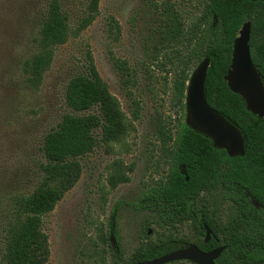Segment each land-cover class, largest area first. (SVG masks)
<instances>
[{
  "label": "trees",
  "instance_id": "trees-1",
  "mask_svg": "<svg viewBox=\"0 0 264 264\" xmlns=\"http://www.w3.org/2000/svg\"><path fill=\"white\" fill-rule=\"evenodd\" d=\"M101 2L88 0L77 34L94 23ZM165 10L166 19L161 20L162 25L154 33L153 49L157 58L168 57L172 62L168 73L174 75L175 115L160 113L157 119V138L163 166H168V171L144 192L139 208L151 211L161 229L177 232L180 226L190 223L196 241L171 235L138 248L129 262L123 263L113 223L111 235L116 242L113 261L115 264L151 261L191 243L197 244L206 224L215 234L224 236L223 243L227 246L217 264H264V118L248 111L244 99L233 93L225 81L234 42L247 22L251 23L252 60L264 80V1L203 0L200 15L189 23L173 7ZM69 19L64 0H47L38 31L37 52L23 65L30 88L41 86L51 67L54 49L68 41ZM205 59H210L205 85L208 104L244 136L243 157H229L225 150L214 147L212 139L185 122L187 83ZM87 61V74L74 77L65 91L66 105L73 113L64 115L44 138L45 163L40 165L39 185L30 194L10 199L11 212L1 232L0 264H48L50 245L43 231L44 217L55 210L80 180L82 165L78 159L96 148L97 130L101 131L104 143H112L120 142L132 129L119 102L99 75L90 52ZM114 66L121 74L123 87L128 88L133 76L128 63L116 60ZM132 105L134 118L139 120L140 108L137 103ZM129 181L121 165L113 169L109 180L113 189ZM225 202L233 204L236 215L223 221L217 212Z\"/></svg>",
  "mask_w": 264,
  "mask_h": 264
},
{
  "label": "rangeland",
  "instance_id": "rangeland-1",
  "mask_svg": "<svg viewBox=\"0 0 264 264\" xmlns=\"http://www.w3.org/2000/svg\"><path fill=\"white\" fill-rule=\"evenodd\" d=\"M202 1L102 0L97 19L77 34L88 0H64L70 17L68 41L54 49L50 69L41 86L33 89L26 83L23 65L37 52L47 0H0V241L11 212L10 199L30 194L41 181L45 136L64 115L73 113L65 91L74 77L87 74L88 52L132 129L112 143H104L97 130L96 148L78 159L80 180L44 217L48 264H115L110 241L113 223L123 263L138 248L171 235L194 241L190 223L177 232L161 229L157 217L139 206L144 192L168 171L157 138L158 115H175L174 75L168 73L172 62L163 55L156 57L154 33L166 19V7H173L189 23L200 15ZM116 60L126 61L133 72L128 88L123 87ZM132 102L140 108L139 120L134 118ZM117 165L123 166L130 181L113 189L109 180ZM233 212V206L226 204L222 220L230 219Z\"/></svg>",
  "mask_w": 264,
  "mask_h": 264
},
{
  "label": "water",
  "instance_id": "water-1",
  "mask_svg": "<svg viewBox=\"0 0 264 264\" xmlns=\"http://www.w3.org/2000/svg\"><path fill=\"white\" fill-rule=\"evenodd\" d=\"M251 1L260 2L264 0ZM250 39L251 23L247 22L235 40L231 67L225 81L233 93L244 99L248 111L263 119L264 84L252 61ZM209 67L210 59H205L190 76L185 100V122L196 132L212 139L214 147L225 150L229 157H243L246 154L244 136L238 128L208 104L205 85ZM210 233L209 228H207V239L210 237ZM148 234L150 235L151 231ZM111 239L114 238L111 237ZM222 251L223 249L220 248L211 253H203L196 246H190L163 257L136 264H171L181 261H190L194 264H216L215 261L222 254Z\"/></svg>",
  "mask_w": 264,
  "mask_h": 264
},
{
  "label": "flooded vegetation",
  "instance_id": "flooded-vegetation-1",
  "mask_svg": "<svg viewBox=\"0 0 264 264\" xmlns=\"http://www.w3.org/2000/svg\"><path fill=\"white\" fill-rule=\"evenodd\" d=\"M239 37V36H238ZM235 43V42H234ZM234 47V46H233ZM250 50H251V48H250ZM233 54V53H232ZM251 56H252V52H251ZM253 61V60H252ZM232 62V61H231ZM254 63V62H253ZM255 65V64H254ZM231 67V66H230ZM256 67V66H255ZM257 69V68H256ZM257 71H258V69H257ZM259 72V71H258ZM260 74V73H259ZM261 76V75H260ZM226 77V76H225ZM261 79H262V76H261ZM262 82H264V80L262 79ZM264 84V83H263ZM228 85V84H227ZM226 204H230L231 206H233V204L232 203H228V202H225V203H223V204H221L220 206H221V209H219L218 210V217H219V219L220 220H222V209H223V207L226 205ZM202 205V204H201ZM256 206H258L257 204H256ZM236 215V213H235V209H234V212H233V215H232V217H234ZM207 228H209L206 224H203V226H202V230H201V234H200V236H199V240H197V244H194V243H191L190 245H188V246H186V247H184V248H182V249H186V248H189L190 246H196L201 252H203V253H211V252H213V251H215V250H217V249H220V248H222L223 249V251H222V254L224 253V251L226 250V248H227V246L223 243L224 242V236H222V235H220V234H215L214 232H213V230H211L210 228H209V230H210V237L207 239ZM193 231H194V228H193ZM113 241V245H114V239L112 240L111 239V242ZM196 240L194 239V241L193 242H195ZM189 242V241H188ZM115 244H116V242H115ZM115 246V245H114ZM182 249H179V250H182ZM179 250H177V251H179ZM173 252H175V251H173ZM172 252V253H173ZM221 254V255H222ZM220 255V256H221ZM220 256H219V258H220ZM219 258L215 261V263L217 264V261L219 260ZM174 263H178V262H174ZM181 263H183V264H194V263H192V262H190V261H181ZM172 264V263H171Z\"/></svg>",
  "mask_w": 264,
  "mask_h": 264
}]
</instances>
